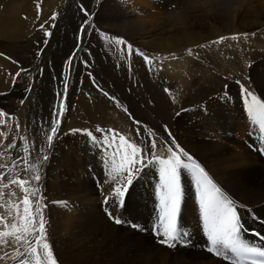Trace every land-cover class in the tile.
<instances>
[{
	"label": "bare ground",
	"instance_id": "6f19581e",
	"mask_svg": "<svg viewBox=\"0 0 264 264\" xmlns=\"http://www.w3.org/2000/svg\"><path fill=\"white\" fill-rule=\"evenodd\" d=\"M12 2L14 5L11 6ZM130 2L134 10L127 5V15L146 24V30L139 33L138 48L142 45L158 52L189 47L219 34H240L264 26V0H192L193 5L178 0H166L162 4L148 0ZM10 3L0 0V35L20 43L18 38L26 36L37 20V9L34 2L27 0H11ZM159 25L162 26L161 33L157 32ZM209 27L213 28L212 32L208 31ZM248 41L249 45L243 51L242 75L230 79L215 72L208 73L206 67L200 65L189 86L182 90L181 103L185 111L177 115L178 109L171 112L168 104L165 111L161 102L154 111L163 115L176 141L204 164L230 195L247 206L250 212L241 210L246 230L243 238L264 247L254 235L258 231L264 236V133L249 118L240 93V84L248 86L250 82L255 94L264 99V48L259 47L263 41L258 37ZM235 52L238 53V48L228 50L231 56ZM4 66L0 60V74L3 71L4 79H8L11 71ZM126 82L122 76L117 85L127 104L124 105L137 114V119L155 125L153 114L146 109L147 104L139 110V99L135 94L122 92ZM1 85L0 91L8 87L3 81ZM11 96L14 98L10 99ZM16 99H24V94L10 91L0 95V109L16 111L13 105ZM77 102L80 111L87 114L84 122L91 128L105 122L111 112L101 98L84 96ZM85 116L81 114L82 119ZM141 132L144 135V131ZM161 133L167 137L164 131ZM77 136L71 135V138ZM58 143L54 144V149ZM81 144L70 142L67 149L60 152V159L50 161L45 168L46 181L55 189L53 201L69 202L67 207L51 204L50 208L55 224V246L63 264H227L222 257L204 250L207 238L203 234L198 202L189 177L183 178L185 197L180 223L188 233L190 243L187 247L178 245L171 249L161 246L152 231L158 212L156 169L150 167L134 181L125 206L133 211L120 213L126 223L117 225L109 220L107 211L112 209L106 211L104 204V196L111 185L104 183L101 153L89 142ZM96 179H99L98 186ZM133 223L138 227H132Z\"/></svg>",
	"mask_w": 264,
	"mask_h": 264
},
{
	"label": "snow or ice",
	"instance_id": "6c2138e0",
	"mask_svg": "<svg viewBox=\"0 0 264 264\" xmlns=\"http://www.w3.org/2000/svg\"><path fill=\"white\" fill-rule=\"evenodd\" d=\"M39 10L38 3L37 19H39ZM79 12L86 19L80 24L74 50L64 62L65 70L59 77L60 86L56 91V103L52 105L50 119L40 121L34 134L27 131V125L26 132L21 134L19 118L13 113L0 109V128L6 125L8 127V131H0V137L3 138L0 139V149H3L0 151V157H3L5 152L8 153L7 162L0 163V252L3 253L0 255V260H10L11 264H62L58 260V253L54 252L53 242H50L51 225L45 210L49 203L67 207L69 202L47 200L42 187V170L49 160L54 140L60 139L61 135L80 134L86 136L89 143L101 153L104 183L111 185L109 192L104 196L106 211L107 208L112 209L107 211L110 221L117 225L126 223L116 210L125 207L126 196L134 181L138 180L146 169L155 168L159 184L158 212L153 226L154 235L159 238L157 242L161 246L171 249H175L178 245L187 247L190 243L188 233L179 224L185 197L183 178L187 176L191 179L195 190L194 195L197 198L201 223L207 237L204 250L216 257H222L227 264H264V247L254 245L243 238L246 230L242 222L241 210L249 212L250 210L230 195L214 179L210 170L176 141L167 125L163 126V131L168 137L165 141L142 125L141 121L132 118L127 107H124L123 111L136 125L135 139L130 140L126 134L117 129L99 125L94 128H72L67 132L61 131L64 115L70 104L69 75L74 69V60L79 58V53L88 51L82 45L90 35L87 29L93 28L92 20L95 16V11L90 12L83 4L79 5ZM58 15L59 13H53L49 17L52 23L45 21L40 24V29L45 32L46 39L43 42L45 47L48 45L47 37L52 36L50 29L56 26L55 21ZM45 24H48L47 29ZM95 31L104 40L106 46H113L119 53L120 59L128 63L129 71H131L130 61L133 52L143 58L149 73L157 71L155 62L159 57L146 55L140 48H134V45L123 36L109 35L99 29ZM241 36L247 40L249 33L234 34L231 37L221 36L210 44L218 45L229 38L239 42ZM251 36H256V33H251ZM43 51L44 49L40 48L37 57ZM88 54L90 55V52ZM188 54L192 55L193 50L188 49ZM3 55L0 52V56ZM168 58L165 56L163 59ZM172 58H176L175 54H172ZM80 62L85 68L89 67L88 60ZM30 71L26 68L17 71L13 77V85L16 83V77ZM43 71V68L39 70L41 75ZM87 75L102 95L108 97L118 107L120 106L117 97L105 91L92 76L91 71L87 72ZM237 83L240 84L239 81ZM31 91L32 86L29 84L25 90V98L20 101L21 104L28 99V93ZM165 92L171 95L169 89L166 88ZM240 93L249 118L253 123L258 124L261 132L264 133V99L255 94L250 82L248 86L240 84ZM9 121L15 123L14 132ZM142 127L145 128L144 135H141ZM10 135L11 142L6 143ZM13 188L18 189L21 195L18 196L17 192L12 190ZM4 189L9 190L6 201ZM132 227L138 226L132 225ZM254 235L261 243H264V236L260 232L257 231Z\"/></svg>",
	"mask_w": 264,
	"mask_h": 264
},
{
	"label": "rangeland",
	"instance_id": "374dc122",
	"mask_svg": "<svg viewBox=\"0 0 264 264\" xmlns=\"http://www.w3.org/2000/svg\"><path fill=\"white\" fill-rule=\"evenodd\" d=\"M6 1H9L10 3L11 0ZM130 1L133 0H39V2L38 0H27V2L35 3V9H37L38 3L40 6L39 19H37L32 24V28L27 33V35L18 38L21 40L20 43L18 41H12V37H10L12 39H9L8 36L0 35V52L4 54L3 56H0V60L5 63L4 68L11 71V73L9 72L8 79H4L5 73L3 71L0 74V82L3 81L6 83V85H8V87H6L5 90L0 91V93L13 91L24 94L25 98L26 88L29 86V84L32 86V91L28 93V99H26L23 104L20 103V101L23 99L18 101L16 99L13 101L16 111H6L15 114V116L19 118L21 134L26 132V125L27 131H30L34 134L40 121L44 119H50L52 105L56 103V91L59 90L60 86L59 77L61 72L65 70L64 62L74 50L77 44V34L79 32L80 24L86 19L84 15L79 12L80 4H83L86 8H88L90 12L95 11V16L92 20L93 28L87 29L90 35H88L87 40L84 41L82 45L88 51L79 53V58L74 60V69L69 75L68 98L70 104L68 106V110L65 112L64 120L61 125L62 132H67L72 128H91L87 126L88 124L86 122H84L87 121V114L80 111V104L77 102V100L84 96L94 99L97 97L99 99L101 98L107 103V108H111V112L106 118V121L102 122L99 125L100 127H111L113 129H117L120 132L126 134L130 140L134 139V136L136 135V125L132 122V119L129 118L128 114L123 111V108L127 107L132 118L141 121V124L146 126L147 129H151L152 132L156 133L159 137H162L165 141H167L168 137H163V134L161 133V131H163V126L167 125V121L163 118V115H159L161 113L154 111L160 102L164 105L165 111L167 110L168 104L171 112L176 109H178L176 113L183 112L181 109H184L185 107H183L181 103L182 90L189 86L190 80L192 81L194 76H196L200 65L206 67L208 73L215 72L216 74H220L230 79H235L237 76L242 75L244 72L243 62L245 59L243 57V51L249 45L248 39L253 37L250 33H254L255 31L256 36L254 37H258L263 41L260 43L259 47L264 48V26L260 28H250L248 31L244 32L249 33L248 39L244 40V38L241 36L239 40L240 42L229 38L218 45L210 44L211 41L217 40V38L221 36L231 37L234 35L232 33H228L224 35L219 34L217 37L211 38L208 41L195 43L192 46L183 47L176 50L173 49L158 52L141 45L140 49L144 51L146 55L150 57H159V59L155 62L157 71L149 73L143 58L137 56L135 52H133L131 57V71H129L128 63L120 59L119 53L114 50L113 46H106L104 40L98 35L95 29L109 33V35L123 36L124 39L128 40L129 43L134 45V48L138 47L139 44L136 42L139 41L138 39L141 35L139 33H142L146 30V24L142 23V20L139 18H136V22L134 17L133 19L131 16L127 15V5H130V8H132L131 10H134L133 6L130 4ZM148 1L155 2V4H162L166 0ZM178 1L179 3L188 2L187 5H193L192 0ZM10 4L11 6L14 5L13 2ZM172 8H174V6H172ZM53 13H59V15L55 21L56 26L50 29L52 36L47 37L48 45L45 47L43 43L46 39L45 32L44 30L40 29V24L44 23L45 21H49V17ZM137 14H139L140 17H143L142 13L138 12ZM146 18V20H150L149 17ZM49 23L52 22L49 21ZM167 25L168 24L165 23V26ZM139 26L143 28L140 30V28H138ZM161 27L162 26L159 25L157 32H162ZM45 28H48V24H45ZM212 29L213 28L209 27L208 31L212 32ZM200 45L208 46L200 48L198 47ZM40 48H43L44 51L39 57H37V52ZM142 48H144V50ZM236 48H238V53L235 52L233 56L229 55L228 50H235ZM188 49L193 50L192 55L188 54ZM88 52H90V55ZM172 54H175V59L172 58ZM165 56H168L169 58L166 60L163 59ZM83 60H88V68H85L80 62ZM21 68L30 69L31 71L30 73H21L20 77H16V83L13 85V77ZM41 68L44 70L43 75H41L39 72ZM89 71H91L92 76L96 78L97 82L105 91L109 92L110 95H115L117 97V99L120 101L119 107L108 97L102 95V93L93 85L92 81L87 75V72ZM122 76L127 81L122 88V92L130 95L135 94L134 96L136 99H139V110L144 107L143 104H147L146 109H148L149 113L153 114L152 118L155 120V125L143 122L142 119H137V114H135L131 108L129 109V107L126 106L127 104L124 103V96L119 92L118 89V86L122 81ZM2 87L3 85L0 86V88ZM166 88L171 91V95H169L168 92H165ZM173 97H175V102H173ZM12 98H14V96L10 97V99ZM81 114L86 116L82 119ZM9 123H11L14 132L15 123L13 121H9ZM0 131H8L7 125L3 128H0ZM141 131H144L145 134L144 127L141 128ZM71 135L72 134L61 135L60 139L54 140L52 149H54V144L57 142H59V146H57L54 150H51L49 153V160L43 167L42 187L48 201L54 200L55 189L51 188L52 186H50L49 182L46 181L48 173L47 169L45 168H48L47 165L50 163V161L55 162V160H59L61 157L60 152L65 151L70 142L75 143V145L77 143H82L85 145L86 142H89L86 136L78 134L76 138H71ZM141 135H143L142 132ZM0 139L3 138L0 137ZM11 139L12 136L10 135L6 143L11 142ZM177 139L179 138L177 137ZM17 146L19 147L18 138ZM0 151H3V149H0ZM7 155L8 153L5 152V155L0 157V163L7 162ZM145 171H149V168ZM95 176L98 177L99 175L95 174ZM96 184L97 186L99 185V179H96ZM12 190L16 191L18 196L21 195L18 189L13 188ZM8 191V189H4L5 201L8 199ZM127 199L128 195L126 196V203ZM50 208L51 203L48 204V207L45 210V215L50 225H53L50 227L49 236L50 242H53L54 252H57L53 232L55 224L54 219L51 218ZM128 208L129 209H125V207L122 210L118 209L117 212L120 215V213L124 214L125 211H133V209L130 207ZM132 225L136 224L133 223ZM2 254L3 253L0 252V255ZM58 260L60 259L58 258ZM0 264H11V261L7 259L0 260Z\"/></svg>",
	"mask_w": 264,
	"mask_h": 264
}]
</instances>
